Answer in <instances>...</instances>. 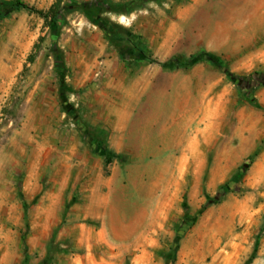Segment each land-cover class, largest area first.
<instances>
[{"label": "rangeland", "instance_id": "374dc122", "mask_svg": "<svg viewBox=\"0 0 264 264\" xmlns=\"http://www.w3.org/2000/svg\"><path fill=\"white\" fill-rule=\"evenodd\" d=\"M21 1L65 20L0 21V264H264V0Z\"/></svg>", "mask_w": 264, "mask_h": 264}, {"label": "trees", "instance_id": "16d2710c", "mask_svg": "<svg viewBox=\"0 0 264 264\" xmlns=\"http://www.w3.org/2000/svg\"><path fill=\"white\" fill-rule=\"evenodd\" d=\"M88 7L84 5L82 8L84 13L91 19L95 20L94 17L91 15V9L94 8L95 11L98 12V15H100L101 11L98 9L99 7L94 6L93 3L86 4ZM92 6V7H91ZM20 11H27L32 14H37L44 18L47 22H49L50 26L56 28V29H61L63 27V20H65V15H64V10L61 9L60 4H56L53 6V8L49 12H44V11H39L35 9L34 7H31L29 4L21 1V0H12V1H7V0H0V21L5 20L8 18H11L12 15H14L17 12ZM105 20V19H104ZM103 23L102 27H104V32L106 35V38L110 41V43L115 44V45H121V44H127V46H133L135 47L137 53L136 55L140 56L142 55L145 59H149L147 57L144 46L140 42H134L131 37L127 36H120L118 31L114 29V25L109 23ZM106 25V26H105ZM128 60V59H127ZM208 61L215 66H217L220 69H224V64L219 61V59L213 57L212 55H207L206 57H203V55H196L190 59H172L166 63H159L155 61V63L161 65L164 68H168L170 70H175V69H188L192 68L195 65L199 64L200 62L203 61ZM230 76L232 82L235 84L237 87L240 96L243 100H246L250 104L254 106H258L257 101L255 98L252 96V91L251 89V79L249 77H243V76H235L230 73H228ZM103 151V157L105 161V166L109 167L111 164H113L114 161L120 160L122 158L121 155L116 154L114 151L107 147H102ZM249 166L242 167L239 169V173L234 177V180L226 185H224L216 197L210 201L209 205L211 204H220L223 198L230 193L233 190V186L238 183L241 178H243L247 171H248Z\"/></svg>", "mask_w": 264, "mask_h": 264}, {"label": "bare ground", "instance_id": "6f19581e", "mask_svg": "<svg viewBox=\"0 0 264 264\" xmlns=\"http://www.w3.org/2000/svg\"><path fill=\"white\" fill-rule=\"evenodd\" d=\"M125 17H123V19H124Z\"/></svg>", "mask_w": 264, "mask_h": 264}]
</instances>
